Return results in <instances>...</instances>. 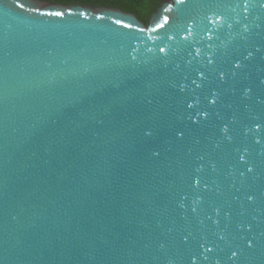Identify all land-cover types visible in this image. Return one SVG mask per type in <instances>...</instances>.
I'll list each match as a JSON object with an SVG mask.
<instances>
[{"label": "water", "instance_id": "obj_1", "mask_svg": "<svg viewBox=\"0 0 264 264\" xmlns=\"http://www.w3.org/2000/svg\"><path fill=\"white\" fill-rule=\"evenodd\" d=\"M0 264H264V0H0Z\"/></svg>", "mask_w": 264, "mask_h": 264}, {"label": "trees", "instance_id": "obj_2", "mask_svg": "<svg viewBox=\"0 0 264 264\" xmlns=\"http://www.w3.org/2000/svg\"><path fill=\"white\" fill-rule=\"evenodd\" d=\"M66 5H90L93 7L106 6L119 8L120 10L134 14L145 25H148L150 17L156 11L162 0H42Z\"/></svg>", "mask_w": 264, "mask_h": 264}, {"label": "snow or ice", "instance_id": "obj_3", "mask_svg": "<svg viewBox=\"0 0 264 264\" xmlns=\"http://www.w3.org/2000/svg\"><path fill=\"white\" fill-rule=\"evenodd\" d=\"M21 7H23V5H21ZM52 15H57V16H59V15H62V13H60V12H55V13H52ZM161 51H164V50L161 49ZM193 83H195V81H193ZM197 87H199V85H197ZM213 102H214V101H213ZM189 107H191V105H189ZM257 143H259V141H257ZM248 171L251 172L252 169H251V168H248ZM197 182H198V181H197ZM249 199H251V197H249ZM220 239H223V237L221 236ZM249 246H251V245H249ZM200 247L203 248V250H204V251H203V254H202V255H203V259H204V260H208V259H209V256L206 255L205 253H210V252H212V251H213V248H212V247H207L206 244H202V245H200ZM236 255H237L236 252H232V254H231V256H230V259L236 257Z\"/></svg>", "mask_w": 264, "mask_h": 264}, {"label": "flooded vegetation", "instance_id": "obj_4", "mask_svg": "<svg viewBox=\"0 0 264 264\" xmlns=\"http://www.w3.org/2000/svg\"><path fill=\"white\" fill-rule=\"evenodd\" d=\"M83 6H90V5H83ZM90 7H93V6H90ZM97 7H106V6H97Z\"/></svg>", "mask_w": 264, "mask_h": 264}]
</instances>
